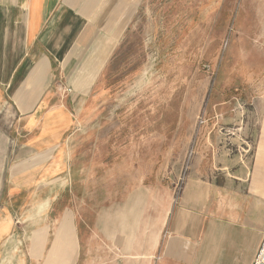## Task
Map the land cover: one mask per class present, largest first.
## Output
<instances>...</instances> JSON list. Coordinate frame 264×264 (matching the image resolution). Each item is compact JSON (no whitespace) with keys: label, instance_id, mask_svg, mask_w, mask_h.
<instances>
[{"label":"rangeland","instance_id":"obj_1","mask_svg":"<svg viewBox=\"0 0 264 264\" xmlns=\"http://www.w3.org/2000/svg\"><path fill=\"white\" fill-rule=\"evenodd\" d=\"M263 1L138 5L89 98L75 154L82 263L177 264L162 257L175 249L177 209L210 205L222 217L240 193L264 198V185L242 183L263 169ZM103 212L114 219L95 228Z\"/></svg>","mask_w":264,"mask_h":264},{"label":"crops","instance_id":"obj_2","mask_svg":"<svg viewBox=\"0 0 264 264\" xmlns=\"http://www.w3.org/2000/svg\"><path fill=\"white\" fill-rule=\"evenodd\" d=\"M141 3L0 0V264H84L72 209L81 200L73 188L84 186L73 178L75 154L89 98ZM259 164L243 184L264 185ZM236 196L222 217L210 205L177 209L169 227L175 249L164 246L163 259L253 264L264 198ZM102 215L114 219L100 213L95 228Z\"/></svg>","mask_w":264,"mask_h":264},{"label":"built area","instance_id":"obj_3","mask_svg":"<svg viewBox=\"0 0 264 264\" xmlns=\"http://www.w3.org/2000/svg\"><path fill=\"white\" fill-rule=\"evenodd\" d=\"M62 92H63V94L64 95H68V94H71V90L70 89H67V88H63L62 89ZM263 247V246H262ZM262 247H261V249H262ZM260 253V252H259ZM258 253V254H259ZM258 256V255H257ZM255 264H256V261H255Z\"/></svg>","mask_w":264,"mask_h":264}]
</instances>
